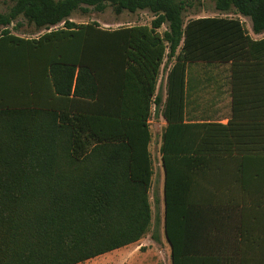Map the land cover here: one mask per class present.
<instances>
[{
    "label": "trees",
    "instance_id": "16d2710c",
    "mask_svg": "<svg viewBox=\"0 0 264 264\" xmlns=\"http://www.w3.org/2000/svg\"><path fill=\"white\" fill-rule=\"evenodd\" d=\"M79 3L156 16L150 26L75 25L69 16ZM227 5L254 33L264 31V0H217L220 10ZM18 15L45 32L11 35L6 26ZM249 57L264 58V39L252 41L239 19L184 22L172 0H17L0 15V100L30 99L44 84L68 106L0 107V264H81L143 237L151 223L148 119L165 58L173 62L159 153L171 264H216L219 249L206 246L219 239L216 207L194 197L195 176L232 153L217 150L226 128L185 123V72ZM64 155L87 164L61 171Z\"/></svg>",
    "mask_w": 264,
    "mask_h": 264
},
{
    "label": "crops",
    "instance_id": "0c3cea01",
    "mask_svg": "<svg viewBox=\"0 0 264 264\" xmlns=\"http://www.w3.org/2000/svg\"><path fill=\"white\" fill-rule=\"evenodd\" d=\"M239 21L242 23V19L239 18ZM245 30L252 41L264 39V31L254 33L251 22ZM190 70L194 72L191 71L189 78ZM165 97L166 85L163 102ZM184 121L188 124H215L226 128L222 132L223 142L217 150L232 153L210 159L199 175L195 176L197 185L194 197L204 205L216 207L219 239L206 243V246L219 249L216 264H264V58L249 57L233 63L188 65L185 72ZM159 125L161 131L157 132L158 137L154 140L156 142L158 138V143L153 145L148 123L151 135L148 151L152 161L153 146L161 167L162 226L165 238V173L159 153L166 126L162 115ZM215 168L216 177L212 172ZM154 178L155 167L152 161L148 190L151 222L153 211L150 191ZM167 245L170 250L168 242Z\"/></svg>",
    "mask_w": 264,
    "mask_h": 264
},
{
    "label": "rangeland",
    "instance_id": "374dc122",
    "mask_svg": "<svg viewBox=\"0 0 264 264\" xmlns=\"http://www.w3.org/2000/svg\"><path fill=\"white\" fill-rule=\"evenodd\" d=\"M55 2L62 0H53ZM180 11L181 19L186 22L188 20L200 18V17H227L242 19L243 26L250 25V20L241 18L240 14L232 5H227L228 9L220 10L217 7V0H172ZM17 0H0V15L8 16L15 6ZM156 14L148 9L137 10L133 13L122 10L116 13L114 8L108 3H101L97 5H87L79 3L76 8L71 12L69 21L75 25L96 23L103 29H117L121 27L131 26H150L152 20ZM62 25L51 28L55 30L61 28ZM168 29V24L165 22L158 29V33L163 34ZM6 30L11 34L23 39H35L40 34L44 33L43 29H37L33 24L27 21L22 15L16 16L11 23L6 26ZM173 62L172 58H165L160 68L157 80V90L154 97V102L150 106L149 114V127L152 134L151 143L157 144L154 141L157 132L160 133V117L163 109V99L165 94L166 76L167 72ZM203 70V68H201ZM207 70V68L205 69ZM194 70H190V75ZM5 96L3 100H0V107H52L59 109L64 105H67L66 101H60L52 98L47 86L42 84L39 87V91L36 94L27 96ZM160 135V134H159ZM151 155L153 161V167H155V178L150 191V204L153 211V221L150 223L149 228L143 237L136 243L126 246L123 249L115 250L96 258L85 261L81 264H171L170 250L163 236L162 226V201H161V167L159 166V160L157 154L154 153L153 146H151ZM61 171L66 169H73L75 172L79 171L87 163L72 166L67 157L64 155L61 158ZM214 171V172H213ZM214 177H216V168L212 170ZM213 177V179H214ZM216 179V178H215ZM200 181V180H199ZM215 181V180H213ZM201 183L198 184L199 188ZM215 187V184L213 185ZM155 196V199L153 197Z\"/></svg>",
    "mask_w": 264,
    "mask_h": 264
}]
</instances>
